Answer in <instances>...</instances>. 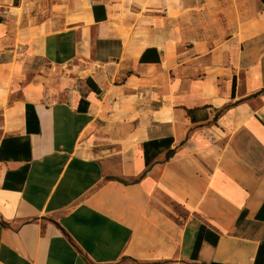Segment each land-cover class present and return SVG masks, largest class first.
<instances>
[{
  "label": "crops",
  "instance_id": "0c3cea01",
  "mask_svg": "<svg viewBox=\"0 0 264 264\" xmlns=\"http://www.w3.org/2000/svg\"><path fill=\"white\" fill-rule=\"evenodd\" d=\"M0 264H264V0H0Z\"/></svg>",
  "mask_w": 264,
  "mask_h": 264
},
{
  "label": "trees",
  "instance_id": "16d2710c",
  "mask_svg": "<svg viewBox=\"0 0 264 264\" xmlns=\"http://www.w3.org/2000/svg\"><path fill=\"white\" fill-rule=\"evenodd\" d=\"M167 155H168V158H170L173 155V151L169 152Z\"/></svg>",
  "mask_w": 264,
  "mask_h": 264
}]
</instances>
